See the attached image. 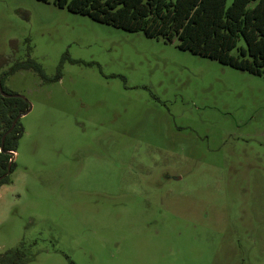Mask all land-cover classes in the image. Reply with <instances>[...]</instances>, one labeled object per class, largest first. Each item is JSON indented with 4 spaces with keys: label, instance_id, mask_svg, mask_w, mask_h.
Masks as SVG:
<instances>
[{
    "label": "rangeland",
    "instance_id": "obj_1",
    "mask_svg": "<svg viewBox=\"0 0 264 264\" xmlns=\"http://www.w3.org/2000/svg\"><path fill=\"white\" fill-rule=\"evenodd\" d=\"M0 0L20 119L0 254L26 264H264V77L58 8Z\"/></svg>",
    "mask_w": 264,
    "mask_h": 264
},
{
    "label": "trees",
    "instance_id": "obj_2",
    "mask_svg": "<svg viewBox=\"0 0 264 264\" xmlns=\"http://www.w3.org/2000/svg\"><path fill=\"white\" fill-rule=\"evenodd\" d=\"M54 5L128 32H142L147 38H163L168 43L177 39L182 51L264 77V0H54ZM28 69L45 83L62 79L60 68L54 78H47L41 66L29 60L16 63L0 77L3 92L15 95L5 88V78ZM29 107L25 99L4 98L0 93V178L7 174L12 153L17 152L22 138L20 120L6 137L3 150L2 138ZM14 167L13 162L11 173ZM10 174L0 186L11 183ZM30 260L19 248L0 254V264H26Z\"/></svg>",
    "mask_w": 264,
    "mask_h": 264
},
{
    "label": "water",
    "instance_id": "obj_3",
    "mask_svg": "<svg viewBox=\"0 0 264 264\" xmlns=\"http://www.w3.org/2000/svg\"><path fill=\"white\" fill-rule=\"evenodd\" d=\"M0 93H1V95L4 97V98H22V99H24L22 96H20V95H18V94H15V95H9V94H6V93H4L3 92V88H2V86L0 85ZM30 111H31V106L24 112V113H22V114H20L15 120H14V122H13V124H12V126H11V128H10V130L3 136V138H2V144H1V149L3 150V148H4V143H5V139H6V137L15 129V127H16V124H17V122L21 119V118H23L24 116H26L28 113H30ZM2 152V151H1ZM13 154V159L10 161V164L8 165V169H7V174L6 175H4V176H2L1 178H0V181L2 180V179H4L6 176H8L10 173H11V168H12V163L15 161V158H16V153L14 154V153H12Z\"/></svg>",
    "mask_w": 264,
    "mask_h": 264
},
{
    "label": "built area",
    "instance_id": "obj_4",
    "mask_svg": "<svg viewBox=\"0 0 264 264\" xmlns=\"http://www.w3.org/2000/svg\"><path fill=\"white\" fill-rule=\"evenodd\" d=\"M15 154V153H14Z\"/></svg>",
    "mask_w": 264,
    "mask_h": 264
},
{
    "label": "flooded vegetation",
    "instance_id": "obj_5",
    "mask_svg": "<svg viewBox=\"0 0 264 264\" xmlns=\"http://www.w3.org/2000/svg\"><path fill=\"white\" fill-rule=\"evenodd\" d=\"M2 77V76H1Z\"/></svg>",
    "mask_w": 264,
    "mask_h": 264
}]
</instances>
